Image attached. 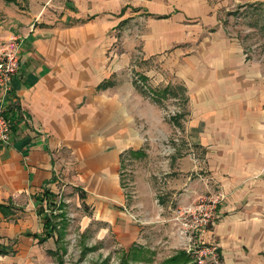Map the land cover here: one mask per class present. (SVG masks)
<instances>
[{"label": "crops", "instance_id": "1", "mask_svg": "<svg viewBox=\"0 0 264 264\" xmlns=\"http://www.w3.org/2000/svg\"><path fill=\"white\" fill-rule=\"evenodd\" d=\"M168 1L45 0L25 24L20 68L0 103L19 108L16 129L0 146V203L17 207L0 211V245L12 250L0 264H54L55 238L39 241L49 212L37 199L44 190L56 204L89 207L84 225L115 226L123 242L153 249L147 244L156 234L147 237L127 215L156 223L165 218L163 204L140 216L139 203L127 209L121 187L127 150L146 157L141 140L155 121V103L140 86L146 76L162 77L130 69L136 52L158 62L168 74L162 88L176 89L173 98L183 102L173 123L189 147L168 182L181 189L177 200L223 191L207 240L222 264H264V68L214 15L197 21Z\"/></svg>", "mask_w": 264, "mask_h": 264}, {"label": "rangeland", "instance_id": "2", "mask_svg": "<svg viewBox=\"0 0 264 264\" xmlns=\"http://www.w3.org/2000/svg\"><path fill=\"white\" fill-rule=\"evenodd\" d=\"M44 1L0 0V46L11 35H22L27 26L25 24L32 22L30 20L32 15ZM128 1L137 2L138 0ZM156 1L158 3L159 0ZM167 4L173 8L179 7L191 11L192 19L197 21L208 23L212 20L211 16L214 15L227 32L242 42L247 56L260 63L264 68V0H169ZM118 45H115L116 51L119 50ZM130 64L132 65L130 69L138 70L139 73L157 72L162 77L168 75L158 62L143 60L139 52L133 55ZM162 77H157L156 81H150L146 76L144 85L147 87L141 85L146 96H148L149 85H152L154 89L162 88L164 84ZM149 98H153L156 108L152 135L149 139L141 140L146 147L147 155L140 159L127 158L123 160L121 187L128 204L127 209L136 210L138 209L137 205L132 209L130 206L134 202L139 203V207L145 211L140 216L154 215L155 213L150 215L152 207L158 204L157 201L163 204L161 213L165 218L156 223L152 221V218H149L148 222L143 220L146 224H140L131 211H129L131 214L127 215L131 224L145 225L142 230L147 229L148 232L144 234L147 237H150L148 233L151 231L150 235L156 234L151 237L153 240L147 244L153 243V249L130 239L123 242L115 226L101 230L100 224L97 222L84 225L87 221L85 216L90 213L89 207L70 200L68 206L64 208L68 221L67 234L58 243L61 251L58 256L53 255L54 264L58 263V258L62 260V264H119L127 251L134 245L142 246L152 252V254L147 253V256L151 258L150 262L137 261L134 264H163L165 258L174 255L179 250L187 251L190 246L194 250L202 249L210 243L206 237L210 231L202 236L191 234V239H189V233L184 235L182 233L183 220L178 215L185 207L195 205L199 197H207L218 191L204 190L189 199L188 202L183 203L177 200L181 189L179 187L170 188L168 183L170 170L177 162V155L185 154V149L189 147L185 145L186 142L181 131L173 123L176 114L183 112L181 97ZM1 99L3 96L0 90V103ZM140 130L141 132L146 130L142 124H140ZM0 143V146L6 144ZM62 194L65 199H70L73 193L63 191ZM10 243L11 240H8V245ZM191 257L192 262L197 264L194 254H191ZM203 259V264H216L211 260L209 254L203 255ZM218 264H222L220 259H218Z\"/></svg>", "mask_w": 264, "mask_h": 264}, {"label": "built area", "instance_id": "3", "mask_svg": "<svg viewBox=\"0 0 264 264\" xmlns=\"http://www.w3.org/2000/svg\"><path fill=\"white\" fill-rule=\"evenodd\" d=\"M26 37L27 35H11L0 46V90L3 97L10 91V84L18 74L22 44ZM3 110L4 108L0 105V142L8 143L11 130L9 120L4 116ZM225 198L226 194L218 191L207 197H199L195 205L181 210L178 216L183 220L182 233L184 235L189 233V239H191V234L202 236L209 232L210 226L215 223L218 207ZM187 252L194 254L197 264L204 263L203 255L205 254H209L211 260L218 264V247L214 243H208L207 246L197 250L190 246Z\"/></svg>", "mask_w": 264, "mask_h": 264}, {"label": "trees", "instance_id": "4", "mask_svg": "<svg viewBox=\"0 0 264 264\" xmlns=\"http://www.w3.org/2000/svg\"><path fill=\"white\" fill-rule=\"evenodd\" d=\"M106 83V82H105ZM105 83L101 84V87L105 86ZM141 87V86H140ZM147 87V86H146ZM143 90V88L141 87ZM181 89V88H178ZM176 89L170 88L168 86L162 88V89H151L147 88L148 96L154 97V98H164L166 96H176ZM145 93V91L143 90ZM153 99V98H152ZM155 100V99H154ZM14 110V111H13ZM19 110L18 106L10 107L9 109H4L3 113L4 116L9 120L10 123V130L13 132L16 129V122L18 121L17 111ZM173 119L178 124V118L181 116V114H176ZM126 156L131 159H138L143 156H145V153L143 150H133L129 149L126 152ZM52 194L49 193L48 190H44L42 193V196H38L37 199L40 200V202H43V200L46 199L49 212L44 214L43 217V236L39 239V241L45 240L48 237L55 238V242L58 244L60 241L64 239V237L67 234V226L68 221L66 218V212L64 210L66 204L63 201H59L58 204L54 203ZM80 197H83L82 193H80ZM17 207H15L12 203H0V211L4 215H8L13 212ZM55 210H57L55 212ZM42 212V209H41ZM36 236L35 234L33 235ZM60 247L58 246L55 251H50L52 255L58 256L59 251H61ZM63 250V249H62ZM9 252H12V250H8L3 245H0V255L1 254H8ZM147 253L152 254L151 251L145 249L142 246L134 245L131 246V249L127 251L125 257L121 260L119 264H134V262L137 261H144V262H150L151 258L147 256ZM219 253V251H218ZM219 259L220 254H219ZM57 264H62V260L60 258L57 259ZM191 254L185 250H179L174 255L169 256L163 260V264H195L192 262Z\"/></svg>", "mask_w": 264, "mask_h": 264}]
</instances>
